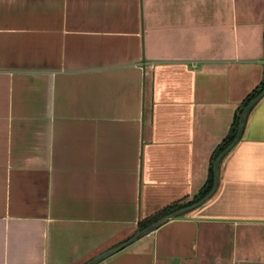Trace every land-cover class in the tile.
<instances>
[{"label":"crops","instance_id":"0c3cea01","mask_svg":"<svg viewBox=\"0 0 264 264\" xmlns=\"http://www.w3.org/2000/svg\"><path fill=\"white\" fill-rule=\"evenodd\" d=\"M264 81V0H0V264H86L192 199ZM213 194L96 264H264V95Z\"/></svg>","mask_w":264,"mask_h":264},{"label":"water","instance_id":"95a60500","mask_svg":"<svg viewBox=\"0 0 264 264\" xmlns=\"http://www.w3.org/2000/svg\"><path fill=\"white\" fill-rule=\"evenodd\" d=\"M264 95V90L258 94L255 98H253L241 111L240 117H239V121H238V128H237V134L236 137L234 138V140L217 156V158L214 160L213 162V166H212V170H213V186L210 190V192L203 197L201 200H199L198 202L185 207V208H181L178 209L176 211H173L169 214H166L165 216L161 217L160 219H158L156 222L150 224L149 226H147L146 228H144L143 230L137 231L134 235H132L130 238H128L126 241L122 242L120 245L109 249L103 253H101L100 255L96 256L95 258H93L92 260H90L89 262H87L86 264H96L97 262H99L102 258L110 256L122 249H124L125 247H127L128 245L132 244L133 242H135L136 240L142 238L143 236H145L146 234L154 231L155 229H157L161 224H163L165 221L170 220L172 218H176L188 211H190L191 209L196 208L197 206H199L201 203H203L205 200H207L214 192V190L216 189L217 183H218V174H217V166L219 164V162L221 161V159L224 157V155L239 141L241 135H242V131H243V119L246 115V113L256 104V102Z\"/></svg>","mask_w":264,"mask_h":264},{"label":"trees","instance_id":"16d2710c","mask_svg":"<svg viewBox=\"0 0 264 264\" xmlns=\"http://www.w3.org/2000/svg\"><path fill=\"white\" fill-rule=\"evenodd\" d=\"M264 90V81L260 84V86L256 87L250 94H248L245 99L240 103V105L238 106L236 113L234 115L232 124L230 126V129L227 133V135L225 136V138L221 141V143L217 146L216 150L214 151L211 160H210V166H209V172H208V178L206 183L204 184V186L200 189V191L192 197V199L179 203V202H175L169 206H167L166 208L158 211L155 215L148 217V218H144L142 219L139 223H138V230H143L144 228H146L147 226H149L150 224L156 222L158 219H160L161 217L165 216L166 214H169L173 211H176L178 209L181 208H185L188 207L196 202H198L199 200H201L203 197H205L211 190L212 186H213V170H212V166H213V162L214 160L217 158V156L234 140V138L236 137L237 134V128H238V121H239V117L241 114L242 109L253 99L255 98L258 94H260L262 91ZM252 109V108H251ZM250 109V110H251ZM250 110L246 113L244 119H243V125L246 119L247 114L250 112Z\"/></svg>","mask_w":264,"mask_h":264}]
</instances>
